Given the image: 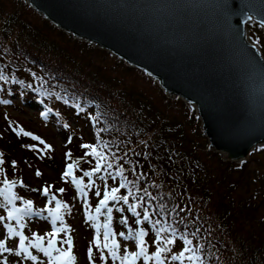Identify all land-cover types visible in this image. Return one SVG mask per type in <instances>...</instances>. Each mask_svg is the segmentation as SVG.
<instances>
[{"label":"trees","instance_id":"trees-1","mask_svg":"<svg viewBox=\"0 0 264 264\" xmlns=\"http://www.w3.org/2000/svg\"><path fill=\"white\" fill-rule=\"evenodd\" d=\"M248 27L264 55V27ZM112 57L60 32L20 0H0V69L8 76L0 81V98L8 102L2 104L12 106L15 97L51 120L68 114L80 125L91 124L102 168L93 171L99 158L82 145L78 171L92 172L111 190L120 188L122 169L128 184L117 195L143 205L132 223L143 221L147 208L153 221L187 235L201 258L190 264H264V174L246 163H224L214 153L211 161L194 110L169 100L142 72ZM246 175L249 190L238 184ZM140 224L154 231L151 223ZM206 238L212 255L198 242ZM174 240L179 255L184 241L179 235Z\"/></svg>","mask_w":264,"mask_h":264},{"label":"water","instance_id":"water-1","mask_svg":"<svg viewBox=\"0 0 264 264\" xmlns=\"http://www.w3.org/2000/svg\"><path fill=\"white\" fill-rule=\"evenodd\" d=\"M192 108L209 150L242 163L264 147V0H20Z\"/></svg>","mask_w":264,"mask_h":264},{"label":"rangeland","instance_id":"rangeland-1","mask_svg":"<svg viewBox=\"0 0 264 264\" xmlns=\"http://www.w3.org/2000/svg\"><path fill=\"white\" fill-rule=\"evenodd\" d=\"M109 56L111 55L109 54ZM112 58L115 57L113 56ZM98 61L103 62L101 58ZM110 61L108 59L104 60V62ZM12 99V106L0 104V160L3 161V163H0V189L3 190L5 188V181H15V187L11 190L19 197L17 199L18 203L16 202L15 205L23 209L26 207L24 201L31 200V213L33 215L28 218L23 217L21 221L24 224L23 228H20L16 221L8 220L6 211L8 213L10 208H5L4 198L6 194L0 192L3 194H0V216L5 217V220L0 222V239L5 240L6 247L12 248L10 252L0 251V264H5V262L6 264H48V258L34 248L30 249V251L38 257L37 261L26 259V254L24 253L17 257L15 251H19V240L17 237H9L7 229L4 227L5 224H9L17 231L23 232L30 240L34 239V234L44 236L45 246H47L49 239L47 234L49 232L54 233L50 239L57 240V247L64 249L68 245L62 244L61 241L70 235L72 238V252L76 257L75 264H121L119 260H110L109 256L111 254H108V249L103 248L102 235L95 234L91 229L92 225L101 229L103 225L109 223L107 208H102L99 213L96 212V208L100 207V205L94 202V198L104 199V196L101 195V188H99L100 184L96 181L97 187L90 190L93 195H91L90 204H88V198L77 192V190L88 191L87 187L80 184L77 186L76 184L75 187L71 188L68 185L71 177L63 176V173L67 170V165L74 164V168L80 177L85 179L84 172L78 171L77 164L81 159L76 157V153L80 151L82 145L93 144L91 124L84 123L80 125L79 118L68 114L64 117L56 118L54 116L52 120L42 119L40 112L34 110L30 104L15 97ZM60 121L64 122V124L60 125ZM199 124L200 122L198 121L197 126L200 135L204 137L200 131ZM192 127L196 128L195 126ZM21 129L23 132L39 137V141L24 135ZM204 141L211 154L210 159L212 161V151L209 150L206 139ZM197 142L198 138L196 139V144ZM202 142L203 140L199 137V144ZM199 144L198 148H200ZM257 149L250 156L246 165L248 167L256 166L257 170L264 174V149ZM38 172L39 175H37ZM249 180L246 175L244 179L238 180V184L242 188L249 190ZM103 184H101L102 188L105 186ZM259 187L250 189L256 191ZM41 188H48L47 194H45V191L41 193ZM60 189L64 190L62 196L61 194L58 195L60 198L64 196L63 202L57 199L53 201L51 195L55 196L57 192L61 193ZM97 192L100 194L97 195ZM242 195L248 197L246 191L242 192ZM92 201L93 204L91 203ZM57 202L62 206L60 209L61 216L60 221L55 226L53 225V229L49 222L53 220V216L50 215V209L53 205L56 208ZM108 208L112 209L110 227L119 245L118 254L123 256L133 251H138L139 247L136 241L125 240L124 237L119 235L121 231L127 235L129 229L133 231L139 230L134 228L138 223L137 220L132 223L135 218L132 212L128 210V205L124 204L123 201L117 203V201L109 200ZM120 209H123V211ZM48 214L52 216V219L50 218L49 220ZM261 215H264V210ZM124 220H127L126 224L121 223ZM56 228H64L65 231L56 235ZM147 235L149 241L153 242L152 233L148 232ZM98 237L101 241L99 247L96 245ZM111 239H109V243H111ZM198 242L204 246L206 252H210L212 255V245L209 239L206 238V241L199 239ZM25 243L27 244V241ZM153 244L146 243L149 255H152L157 249ZM206 246L209 248L208 250L205 248ZM90 248L92 249V259H89L88 256ZM102 256L103 259L101 258ZM136 264H156V262H148L141 257L136 261ZM178 264H183V262L178 261Z\"/></svg>","mask_w":264,"mask_h":264},{"label":"snow or ice","instance_id":"snow-or-ice-1","mask_svg":"<svg viewBox=\"0 0 264 264\" xmlns=\"http://www.w3.org/2000/svg\"><path fill=\"white\" fill-rule=\"evenodd\" d=\"M0 81H8V76L5 75L4 70L0 69ZM16 83H23V81H14ZM30 86V85H29ZM69 100L65 98V103L67 104ZM73 104L77 109L80 111H83V108H81L78 101L73 100ZM7 103V101H5ZM44 115H47V113H44ZM21 132L23 130L21 129ZM24 135H32L28 132H23ZM33 139H39V137H33ZM43 143V141H41ZM34 147V146H33ZM84 148H91L92 154L97 156L99 159L97 160L96 166L94 168V172L99 173L101 171L102 165L100 163V160L104 159V156L101 152L97 151L96 147L93 145L85 144L83 145ZM70 157V154H69ZM0 163H3L2 160H0ZM106 167L111 169L113 165L111 163H107ZM74 164H68L67 170L63 173L64 177H71L73 183L79 184L80 182L76 179L74 172ZM92 172H86L85 176H91ZM39 175V172L37 173ZM117 175L120 176L121 182H120V188L127 187L128 181L123 175V170L119 171ZM103 179V178H102ZM15 187V181H5V188L3 189V193H7L5 196L7 205H12V207L8 210L7 219L16 221V223L19 225L20 228L24 227V224L21 222L23 220L24 215H29L31 212L32 207V201L31 200H25L24 203L26 205L25 208L20 209L15 206V201L19 198L14 192H12V188ZM120 188H112L110 192H106L104 194V199L100 201V207L96 208V212L99 213L102 208H107L108 211V219L109 223L105 224L103 227L107 229V231L103 234V248L108 249L111 253V257L113 260H119L121 264H136V261L139 258H143L145 261L151 262L155 261L156 264H165V261L168 259V257L165 255L166 253H169L172 251V249L169 248V245H173L176 241L174 238L179 235L180 239L184 241V244L181 245L183 247V251L179 253V255H172L171 260L172 261H182V258L185 257V253H191V255H188L186 259L188 261H197L199 262L201 258L196 255V250L193 248V240L188 239L187 235H185L182 232H179L178 229L172 227L171 225H165L162 224L161 220H152L147 208H144L143 211V221H137V223L141 222H148L151 223L152 228L155 230L156 233V247L158 250L154 251L152 255L148 254V250L146 248V240L145 237L147 235V232L145 228H140L138 231H133L132 229L128 230L127 235H125L124 232H120L119 235L121 237H124L125 240L130 241H136L137 246L139 247V251H133L130 254L127 255H119L118 254V248L119 245L114 238L115 234L112 232L110 224H111V212L112 209L108 208V202L109 200L112 201H123L124 204L128 205V210L132 212V214L135 217H140L141 212L137 211L138 207H143L142 204H131L129 203L128 196H118L117 193L120 191ZM45 194L48 192V188L44 189ZM61 192H63V189H60ZM146 191V190H145ZM100 193L97 192V195ZM147 194V193H146ZM129 195H133L132 190L129 189ZM55 199V197H53ZM142 199V198H140ZM61 204L57 202L55 210H50L53 212V220L52 224L55 226L57 223V220L60 219L59 212L61 209ZM66 207V206H65ZM123 211V209H120ZM164 209L163 206L160 208V213H163ZM5 220V217L0 216V222H3ZM121 223L126 224L127 220L121 221ZM4 227L7 229V232L9 234V237H18L19 238V251H15V255L17 257L21 256L22 253L26 254L25 258L29 259L31 261H37L38 257L30 251V249H36L39 252L43 253L45 257L48 258V264H75L76 257L72 252V238L69 235L65 240L61 241L62 244H67L68 247L66 249L62 247H57V240L56 239H48L47 246H45V237L42 235H36L34 234V239L30 240L28 236L24 235L23 232L17 231L13 226L9 224H5ZM99 227V226H98ZM64 228H56L55 234L58 235L61 232H64ZM164 233H170L171 237L169 238L168 235H162ZM49 237H52L54 235L53 232H49L47 234ZM193 236L196 235L195 232L192 233ZM111 239V243H109V239ZM27 241V244L25 243ZM100 239L99 237L96 240V245L100 246ZM0 251L3 252H10L12 251V248L5 246V240L0 239ZM88 256L89 259H92V249L90 248L88 250ZM103 259V256L101 257ZM6 264V262H5Z\"/></svg>","mask_w":264,"mask_h":264}]
</instances>
